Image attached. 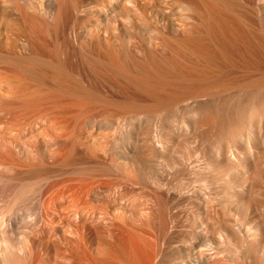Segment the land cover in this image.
I'll return each instance as SVG.
<instances>
[{
    "label": "bare ground",
    "instance_id": "bare-ground-1",
    "mask_svg": "<svg viewBox=\"0 0 264 264\" xmlns=\"http://www.w3.org/2000/svg\"><path fill=\"white\" fill-rule=\"evenodd\" d=\"M257 47L264 0H0V264H264Z\"/></svg>",
    "mask_w": 264,
    "mask_h": 264
},
{
    "label": "rangeland",
    "instance_id": "rangeland-1",
    "mask_svg": "<svg viewBox=\"0 0 264 264\" xmlns=\"http://www.w3.org/2000/svg\"><path fill=\"white\" fill-rule=\"evenodd\" d=\"M241 28H242V27H241ZM238 30H239V31H238ZM236 32H237L238 35H240V33H242V30H240L239 27H237V28H236ZM238 32H239V33H238ZM240 36H241V35H240ZM255 47H256V46H255ZM257 48L260 49L259 47H257ZM257 48H254L253 54H251V55H253V56L255 55V56H254V61H253V62H254V65H256V66L258 65V66L260 67V65H261L262 63H264V60H263L264 58L261 57V54H263V52L261 51V49H260V51H259V50H257ZM255 49H256V50H255ZM256 51H257V52H256ZM240 52H242V51H240ZM254 52H255V53H254ZM258 52H262V53L257 54ZM243 55H244V54H243V52H242V54L239 55V56H240V57L242 56L241 58H243V57H247V56H245V55L243 56ZM251 55H250V57H249L250 59L247 57L248 60H247V58H243L244 60H243V59H240V60H243V61H246V60H247V62H249V60H250V61H251L250 64L253 65ZM253 56H252V57H253ZM259 56H260V57H259ZM262 56H263V55H262ZM262 61H263V62H262ZM254 65H253V66H250V67H252V68L248 67V70H247L246 68L242 67V66H238L239 68H237V71H236V74H237L236 76L238 77V79H239V80H242L243 77H245L246 79H247V78H249V79L253 78V79H254L255 77L258 78V76H261V75H259L260 72H259V73L257 72V71H258V70H257V69H258V68H257L258 66L256 67V66H254ZM262 65H264V64H262ZM241 67H242V68H241ZM254 67H256V69H255ZM262 68H263V67H260V69H262ZM247 71H248V72H247ZM237 72H238V73H237ZM246 76H247V77H246ZM248 76H249V77H248ZM250 76H251V77H250ZM243 79H244V78H243ZM246 79H245V80H246ZM247 80H248V79H247ZM250 90H251V89H250ZM252 90H253V89H252ZM248 91H249V90H248ZM225 97H227V93H222V94L220 95L219 101H221V100L224 99ZM208 107H209V106H208ZM206 108H207V106H206Z\"/></svg>",
    "mask_w": 264,
    "mask_h": 264
}]
</instances>
